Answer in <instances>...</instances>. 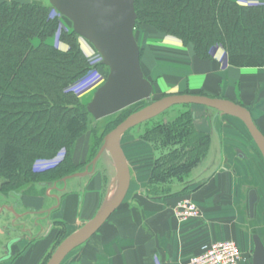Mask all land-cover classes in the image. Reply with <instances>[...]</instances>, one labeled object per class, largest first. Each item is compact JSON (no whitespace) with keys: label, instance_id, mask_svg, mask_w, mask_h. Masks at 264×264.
<instances>
[{"label":"crops","instance_id":"0c3cea01","mask_svg":"<svg viewBox=\"0 0 264 264\" xmlns=\"http://www.w3.org/2000/svg\"><path fill=\"white\" fill-rule=\"evenodd\" d=\"M21 1L50 4L49 0ZM233 1L264 4V0ZM148 33L146 46L142 31L135 36L153 96L194 94L231 100L247 107L264 133V66L232 65L224 58L221 45L201 58L192 44L175 36ZM80 42L87 54L88 46ZM186 110L193 112L196 130L210 134L206 156L183 180L163 182L170 192L148 194L158 159L176 146L145 139L146 128L124 131L121 147L130 167L129 191L103 227L70 253L79 249L81 255L67 256L62 264H186L203 243L227 239L241 245L244 259L240 264H252L253 234L258 233L263 241L264 234L257 204L254 218L250 217L249 193L256 182L264 183V159L240 119L202 105ZM45 162L40 170L57 165L56 161ZM78 173L84 174L65 181L45 180L32 192L11 191L0 196V264H43L55 250L62 225L71 234V226L87 222L109 202L117 171L107 153L95 167ZM185 187H190L186 197L197 203L201 216L180 222L175 207L184 198L177 193Z\"/></svg>","mask_w":264,"mask_h":264},{"label":"trees","instance_id":"16d2710c","mask_svg":"<svg viewBox=\"0 0 264 264\" xmlns=\"http://www.w3.org/2000/svg\"><path fill=\"white\" fill-rule=\"evenodd\" d=\"M135 9V32L146 27L151 34L175 36L186 45L192 44L201 58L221 45L232 65L264 66V4L243 5L233 0H136ZM65 20L68 19L50 4L0 0V179L7 193L18 191L37 177L33 162L53 158L62 148L67 149L71 158V150L80 137L101 130L96 137L94 157L111 130L149 103L141 101L96 121L87 105L69 90L92 65L79 36L73 29L61 26ZM58 32V40L67 49L47 42ZM36 38L40 40L37 45L33 42ZM144 138L176 146L156 163L147 191L153 195L170 192L171 188L162 183L172 178L183 180L206 156L210 144V134L196 130L193 112L189 110L147 130ZM66 163L62 161L45 173L53 178L69 169ZM70 165L75 166L72 162ZM70 173L67 170L62 175ZM187 188L177 195L186 197L190 192ZM64 237L61 233L55 247Z\"/></svg>","mask_w":264,"mask_h":264},{"label":"water","instance_id":"95a60500","mask_svg":"<svg viewBox=\"0 0 264 264\" xmlns=\"http://www.w3.org/2000/svg\"><path fill=\"white\" fill-rule=\"evenodd\" d=\"M136 0H49L50 5L72 23L79 38L88 41L102 57V65L108 68L105 82L100 85L87 104L88 112L96 121L114 115L141 101L149 103L131 113L104 138L92 160L95 167L104 153L112 159L116 171L114 193L109 202L78 230L72 232L57 246L46 264H62L79 245L94 236L120 207L131 182V173L121 147L124 131L153 119L175 105L196 104L215 109L221 115L240 119L248 129L255 145L264 159V133L256 125L250 110L234 101L206 95L171 94L152 100L153 84L141 66V50L135 29ZM96 126V124L94 125ZM74 173L64 178L78 177ZM258 193H249V213L254 218ZM12 243H10L11 245ZM252 264H264V241L258 233L253 234Z\"/></svg>","mask_w":264,"mask_h":264},{"label":"rangeland","instance_id":"374dc122","mask_svg":"<svg viewBox=\"0 0 264 264\" xmlns=\"http://www.w3.org/2000/svg\"><path fill=\"white\" fill-rule=\"evenodd\" d=\"M21 1V0H20ZM26 2V1H25ZM46 2V1H45ZM45 4V3H44ZM66 24L65 23H62L61 26L63 28H68L69 30H72L73 27H72V23L71 21H68V20H65ZM138 31H142V36L141 38L144 40V45L146 46V42H148V40L150 39L149 38V33L148 31H151L150 29L146 28V27H140V30ZM58 37H59V34L57 33V35L54 37H50L47 42L50 43V44H55L56 46H58L59 48L63 49V46L65 47L66 44L60 42L58 40ZM80 41L82 40L87 46H88V50H87V56L88 58L90 56H94V57H97V50L86 40L84 39H79ZM34 44L37 45L40 43V40L39 39H34L33 40ZM81 43V42H80ZM82 47V46H81ZM91 58V57H90ZM89 58V59H90ZM91 61V60H90ZM92 65V68H96L98 69L101 73L104 74V76L107 77L108 75V69L105 68V67H102V66H96L94 67L93 64ZM91 68V69H92ZM106 72V73H105ZM88 74V73H87ZM86 76V75H85ZM83 76L80 80H78L76 83H74L71 87H69V90L70 91H73L79 98L80 100L82 101V103L84 104H88L93 96H94V93L96 91L95 90H91L92 88L94 89V87H91L89 89H86V88H82L80 83H82L84 77ZM75 89V90H73ZM91 90V91H90ZM161 97L159 96H153L152 97V100H156V99H159ZM192 105L194 104H181V105H175V106H172L171 108H169L168 110H166L164 113H162L161 115L153 118V119H150L144 123H141L139 125H136L134 126L132 129L133 130H137V129H145L146 130H150V129H155L157 125L161 124V123H167L168 121H172L174 119H176L180 114L182 113H186V110L188 107H192ZM196 105V104H195ZM189 112H192L191 110H189ZM101 121V120H100ZM101 134V130H99L98 132H95L94 134L92 133H86L84 134L82 137H80L74 148L71 150L72 151V154H71V158L69 157V155L67 154V149L65 148H62L59 150V152L56 154V156H54L53 158H41V159H38L36 160L35 162H33V165H32V170L34 172L37 173V177H35L33 179V181L29 182L26 186H23L21 187L20 189H18V191H29V192H32L34 191V187L35 186H39V183L47 180V181H56V180H59V179H64L67 175H62L63 172H67L70 171L71 173L70 174H74V173H78L79 171H83L86 167H89L91 169L92 167V160L94 159V157L96 156H92L93 154V151H94V148H95V145H96V142H97V138L98 136H100ZM249 134V132H248ZM181 147V146H180ZM100 149V148H99ZM61 154V155H60ZM64 154V156H63ZM67 154V155H66ZM62 156L63 158H56L57 156ZM67 158V159H66ZM65 159V160H64ZM45 161H56L57 165L60 164L62 161H67L66 164H69V169L72 168L73 166H71V162L75 165L73 167V169L69 170V169H66L65 171H63L62 173H58L55 175V177H50V175L46 174L45 172H47L48 170H40L39 167L41 165H43L44 163H47ZM69 161V163H68ZM65 164V165H66ZM55 164H51V166L55 167L57 166ZM79 165V166H78ZM40 173V174H39ZM195 173V172H194ZM35 174V173H34ZM68 174V175H70ZM48 175V176H47ZM54 176V175H53ZM1 182H2V179H0V196L2 194H7L6 190L3 189V187L1 186ZM255 188L258 190V192L260 193V196L258 197L259 198V202L257 203V212H258V216L260 215V219H259V226H261V229H262V233L264 234V183L261 184V183H257L254 185ZM187 189L190 190V187H188ZM39 191V190H38ZM41 191V194H44L45 193V189H40ZM16 192V191H15ZM9 193V192H8ZM255 213H256V209H255ZM258 218V217H257ZM255 219H253L252 221H254ZM83 221H86V220H83ZM256 221V220H255ZM86 223V222H85ZM85 223H80L76 226H71L72 230L76 231L78 230L80 227H82ZM75 228V229H74ZM61 230V233H62V236L66 237L68 236V231H67V226L66 225H62V228H60ZM73 231V232H74ZM71 232V231H70ZM65 237L63 238V240L65 239ZM62 240V241H63ZM61 241V242H62ZM60 242V243H61ZM59 243V244H60ZM58 244V245H59ZM57 245V246H58ZM54 247L55 249L57 248ZM240 248H241V245L239 244ZM55 250L53 249V252ZM78 251V252H77ZM81 250H75L73 252V254H69L68 257L69 258H76L78 257ZM52 252V253H53ZM52 255V254H51Z\"/></svg>","mask_w":264,"mask_h":264},{"label":"built area","instance_id":"2783aa9c","mask_svg":"<svg viewBox=\"0 0 264 264\" xmlns=\"http://www.w3.org/2000/svg\"><path fill=\"white\" fill-rule=\"evenodd\" d=\"M215 50H217V48L213 49V51ZM90 57V63L93 64L94 67L102 64V57L99 53H97V57L93 55ZM225 57L227 59L226 51L224 52V58ZM105 80L106 76H104L103 73L96 68H92L79 86L86 89L91 87L95 88L102 85ZM175 213L180 222H186L191 219L199 218L201 216V209L191 198L184 197L177 202ZM243 259L244 252L238 243L234 240L227 239L203 243L200 252L192 257L186 264H240Z\"/></svg>","mask_w":264,"mask_h":264}]
</instances>
